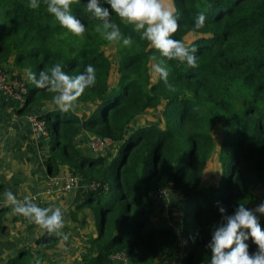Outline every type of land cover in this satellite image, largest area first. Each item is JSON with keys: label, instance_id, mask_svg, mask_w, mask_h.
Returning <instances> with one entry per match:
<instances>
[{"label": "trees", "instance_id": "trees-1", "mask_svg": "<svg viewBox=\"0 0 264 264\" xmlns=\"http://www.w3.org/2000/svg\"><path fill=\"white\" fill-rule=\"evenodd\" d=\"M28 3L0 0V70L24 82L19 114L52 102L53 94L27 80L26 69L37 77L57 63L71 76L89 64L96 70L95 85L77 101L78 114L56 106L35 114L48 134L47 175L66 165L72 176L95 186L86 187L76 207L88 206L96 222V236L79 264H111L117 254L129 264H152L164 251L173 253L175 231L168 220L151 217L152 195L163 190L185 206L178 222L187 243L182 264H209L206 245L224 223L219 208L232 215L240 204L255 209L264 202V0H165L179 24L172 38L196 49V68L165 62L174 90L151 80L149 69L162 58L115 14L112 22L132 38L129 47L96 31L100 22L89 18L87 0L72 6L85 24L83 37L61 28L43 0L37 9ZM201 13L205 25L196 29ZM144 113H155L156 122L132 126ZM81 132L109 140L114 154H79L73 142ZM214 153L217 179L202 181ZM257 216L264 230V215ZM59 240L44 232L36 251H23L6 264H35ZM246 243L250 254L257 251L251 238Z\"/></svg>", "mask_w": 264, "mask_h": 264}, {"label": "clouds", "instance_id": "clouds-1", "mask_svg": "<svg viewBox=\"0 0 264 264\" xmlns=\"http://www.w3.org/2000/svg\"><path fill=\"white\" fill-rule=\"evenodd\" d=\"M47 12L54 17L59 26L67 33L83 37L85 24L72 14V6L79 0H43ZM107 4L109 7H104ZM30 9H37L40 0H29ZM85 11L89 18L99 21L96 31L109 42H122L129 47L133 41L131 37L124 36L120 26L112 22L115 14L125 26H133V30L140 34V39L146 41L150 49H154L162 58L154 63L151 68L154 80L163 81L170 90L168 84L169 71L166 61H178L185 63L189 68H196V49L189 48L181 40L172 37L178 31L179 24L174 6L165 3V0H87ZM205 15L199 14L195 20L194 28L200 29L205 25ZM156 60V56L152 57ZM27 80L38 89H45L52 95V103L59 111L67 113L75 110L77 101L85 89L93 87L96 83V70L89 64L85 70L75 76L64 71V67L57 63L46 71H41L39 76L25 70ZM111 143V142H110ZM109 148V147H108ZM82 180L85 188L94 189V184L87 185ZM93 186V188L91 187ZM34 198L25 197L23 201L8 191L5 193V202L12 205L13 214L25 217L29 223L38 226L42 232L55 235L60 238L61 251L66 252L68 236L63 233L65 222L60 208H41L33 202ZM224 223L216 226L211 239L206 247L211 252L209 264H264V230H262L257 213L264 215V202L255 209H249L240 204L232 215H225V208L220 207ZM251 238L257 251L249 253V245L246 243ZM35 264H41L37 259Z\"/></svg>", "mask_w": 264, "mask_h": 264}, {"label": "crops", "instance_id": "crops-1", "mask_svg": "<svg viewBox=\"0 0 264 264\" xmlns=\"http://www.w3.org/2000/svg\"><path fill=\"white\" fill-rule=\"evenodd\" d=\"M14 72L24 74L23 70ZM18 106L15 101L0 95V213L2 214L0 218L4 226L3 233H0V264H6L23 251H36L35 241L44 233L35 224L27 223L25 217L13 214L12 205L5 202V193L8 191H11L18 200L23 201L25 197H30L34 198L33 202L41 208H60L62 211L65 225L61 231L68 236L65 242L68 250L66 252L60 250L59 240L51 248L44 250V256L39 259L41 264H79V258L85 250L87 241L96 236V222L91 209L88 206L76 208L86 190L84 182L79 179L70 190L64 191L49 186V179L52 177L47 175L45 166L48 157V139H42L34 134L26 120L27 114H19ZM52 106H55L52 102H42L32 109L31 114H39ZM138 118L140 117L134 120ZM91 137V134L81 132L74 140L73 144L79 154L95 155L89 148ZM111 147L109 155H107L109 149L103 154L108 159L114 154L115 148L113 145ZM70 175L68 167L61 165L54 177ZM152 200L155 205L151 216L153 221L168 220V223L178 228V222L185 209L179 197L169 191L161 200L153 194ZM174 200L178 201L177 205L181 203V206L176 212L177 216L173 217L170 212ZM71 213L73 216L70 215ZM31 256L30 258H35L34 254ZM172 262L173 253L171 250H166L152 264ZM111 264L129 263L115 259Z\"/></svg>", "mask_w": 264, "mask_h": 264}, {"label": "built area", "instance_id": "built-area-1", "mask_svg": "<svg viewBox=\"0 0 264 264\" xmlns=\"http://www.w3.org/2000/svg\"><path fill=\"white\" fill-rule=\"evenodd\" d=\"M25 86L22 79L15 76H8L3 71L0 70V95L4 96L8 99H11L15 101L19 106L22 104V96L25 92ZM26 120L30 124L34 134L37 137H40L42 139H47L48 134L46 130L43 127V124L41 121L37 120L35 118V115L28 114L26 115ZM110 141L105 140L96 136H92L89 140V148L91 152H93L95 155H101L103 154L106 149L109 147ZM60 180V182L58 181ZM78 182L79 179L75 177H61V178H55L52 177L49 179V186H54L57 190L64 191V190H70L75 182ZM93 188V186H91ZM166 191H161L159 193L155 194V197L159 200L164 199L166 197ZM169 226L171 227V224L169 223ZM175 231V244L176 249L173 252V262L171 264H182V258H183V252L186 248V240L180 235V229L179 228H173ZM119 259L123 262H126L127 260L122 255H115L112 257V260Z\"/></svg>", "mask_w": 264, "mask_h": 264}, {"label": "rangeland", "instance_id": "rangeland-1", "mask_svg": "<svg viewBox=\"0 0 264 264\" xmlns=\"http://www.w3.org/2000/svg\"><path fill=\"white\" fill-rule=\"evenodd\" d=\"M106 53H107V50H106ZM109 53H110V56L112 58V50ZM151 68H152V66H151ZM151 68L149 69V75L151 77V80H154L153 77H152ZM73 112L76 113V114H78L79 113V109L75 108V110H73ZM138 117H140V118H138L137 120H134L132 126L133 125H136V124L155 123L156 121L154 119L157 117V115L155 113H144V114L139 115ZM217 130H218V128L215 129V133H216ZM213 137L216 138L217 135L216 134L215 135L213 134ZM111 150H112V147H111V144H110L109 145V148L106 149L107 155H109L108 153L111 152ZM208 165L209 166H207L206 170L204 171V174H203L204 176L202 178V181L207 180L208 182H215V179H217V176H218L217 161H216V158H215V153L212 155V157L210 159V163ZM204 178H205V180H204ZM177 204H178V201L177 200H174L173 203H172L173 206H172V210H171L170 213L172 214L173 217L174 216H177L176 212H177V210L179 211V207L181 206V203H179V205H177ZM176 207H177V209H176ZM170 220L172 221L173 219H170ZM173 223L175 224L176 221H174ZM0 227L2 229L4 227L2 225L1 218H0ZM171 227L176 228V226L173 225V224H171ZM188 232L191 233L190 228H189V231Z\"/></svg>", "mask_w": 264, "mask_h": 264}]
</instances>
